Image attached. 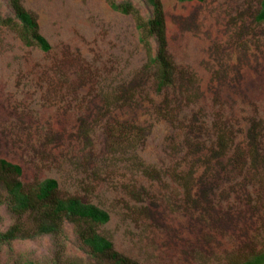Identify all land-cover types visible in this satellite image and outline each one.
<instances>
[{
    "label": "rangeland",
    "instance_id": "374dc122",
    "mask_svg": "<svg viewBox=\"0 0 264 264\" xmlns=\"http://www.w3.org/2000/svg\"><path fill=\"white\" fill-rule=\"evenodd\" d=\"M9 1L0 0L5 16L13 15ZM118 1L149 14L142 0ZM260 3L163 0L178 87L190 99L182 116L202 128L205 145L201 158H187L178 137L186 132L157 112L165 98L143 72L146 55L132 17L105 0H24L52 50L28 48L0 26V160L22 167L26 186L53 178L61 196L109 212L101 233L139 264H229L260 254L264 157L255 163L239 152L232 165L229 157L213 158L207 141L220 123L226 133L241 132L243 143L249 119L257 113L264 119ZM140 79L145 92L121 108ZM115 122L146 130L139 154L149 177L107 155V129ZM14 222L0 208V231ZM66 236L65 257L85 258L70 224ZM56 251L50 236L19 240L0 245V264H48Z\"/></svg>",
    "mask_w": 264,
    "mask_h": 264
},
{
    "label": "trees",
    "instance_id": "16d2710c",
    "mask_svg": "<svg viewBox=\"0 0 264 264\" xmlns=\"http://www.w3.org/2000/svg\"><path fill=\"white\" fill-rule=\"evenodd\" d=\"M23 1H9L12 16H5L0 6V26L15 32L24 46L36 48L45 53L50 52L52 47L40 32L37 16L24 7ZM105 1L115 12L133 18L139 43L146 55L143 72L151 75L153 91L165 98L157 112L172 126L182 128L181 131L186 132L178 136L181 138L182 151H187L188 156H185L189 158L199 155L201 158V151L205 150V145L200 146L201 136L199 134L202 133V128L194 127L192 123L195 121L186 124L185 116H182L181 112L190 106L188 104L190 99L187 100L186 96L184 97L186 92L184 93L178 87L181 78H178L169 52L163 0H142L149 9L148 15L143 14L130 1ZM176 1L185 3L205 2L206 0ZM255 21L258 25L264 26V0H261ZM146 86L147 82L140 79L134 86L135 88H132V97L124 93L121 108L130 105L136 97H141ZM248 125L243 143L239 141L241 132L231 130L226 133L220 123L213 127L211 130L213 133L209 134L207 140L212 143L209 148L212 157L216 159L229 157L232 165L239 161V152H243L245 157H250L255 163L263 158L264 119L257 113L249 119ZM107 133V155L122 157V163L132 165L137 172L149 177L151 170L142 162L139 154L146 138V130L134 123L115 122L109 126ZM195 133L198 135L194 136ZM213 137L215 140L212 139ZM243 145L246 147L242 148ZM126 157L131 158L126 159ZM243 163L245 166L246 160H243ZM240 169L245 170L244 167ZM22 178L21 166L0 160V208H5L15 219L9 229L4 232L0 231V245H11L19 240H35L50 236L56 242L57 251L48 264H139L119 253L108 235L101 233V229L111 221L109 212L78 197L61 196L60 184L56 179L49 178L36 186H26ZM190 190L192 187L188 191ZM67 224L73 226L78 242L85 251V258L65 257ZM16 264L42 263L27 260ZM229 264H264V251L250 259Z\"/></svg>",
    "mask_w": 264,
    "mask_h": 264
}]
</instances>
